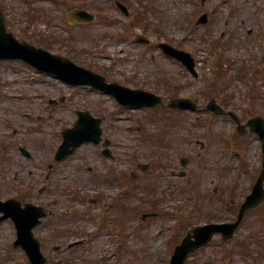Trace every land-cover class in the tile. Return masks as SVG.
Returning a JSON list of instances; mask_svg holds the SVG:
<instances>
[{"label":"rangeland","instance_id":"374dc122","mask_svg":"<svg viewBox=\"0 0 264 264\" xmlns=\"http://www.w3.org/2000/svg\"><path fill=\"white\" fill-rule=\"evenodd\" d=\"M53 1L3 0V5L7 17L19 15L24 23L30 21L42 28L46 24L45 34L50 31L61 38L72 34L76 38V52L69 50V54L111 80L162 94L165 99L175 93L191 96L201 105L215 95L227 93L233 97L232 107L239 108L242 115L244 109L252 110L253 114H264V80H259L254 94L250 91L252 87L242 80H236L225 91L218 85L216 88L210 85L215 70L213 63L220 54L218 50L236 63L231 74L237 72L235 69L239 65L238 69L246 70V73L241 72L245 78H255L250 72L264 67V0H124L131 10L130 16H126L114 0ZM49 5L53 8L49 9ZM76 6L96 12L97 20L90 24L69 22L67 13ZM205 11L209 13L208 23H197ZM131 21H134L133 25ZM228 28L231 32L220 35ZM139 32L145 33L151 43L137 41L135 37ZM218 38L221 39L220 46L216 44ZM162 40L190 51L197 60L199 76L195 78L178 60L164 54L158 47ZM54 45L63 49L65 42ZM83 49L86 50L82 52ZM53 78L39 75L29 66L19 65L17 69L9 63L0 66V144H9L13 128L21 126V130H27L29 142L35 138L37 144H42L34 162L43 155L46 160L53 144L61 142L62 130L77 119V110L88 109L96 115L106 116L104 136L115 144L117 157L111 163L117 168V175L103 179L105 159L92 145L82 147L66 163L73 166L86 159V170L89 165L99 168L93 177L80 169L64 181L87 186L95 198H99L97 193L104 191L103 198L109 202L108 206L96 204L88 209L93 215H103L105 211L107 227L104 234L97 239L90 238L83 246L58 251L53 246L61 237L54 239L48 225L40 227L36 234L46 242L42 243V248L49 257L48 264H59L60 260L75 261L76 258L81 264H109V258H117L119 263L168 264L173 250V233L180 219L188 225L209 219L234 218L239 203L250 192L261 169L263 153L256 134L238 140L234 137L235 123L231 117L213 116L204 111L176 113L182 124L170 126L166 124L167 117L160 114L167 112L164 108L156 114L148 109L125 108L99 89L74 88ZM60 95L66 99L52 104L51 98L59 99ZM39 117L43 119L39 120ZM30 126L32 130L28 128ZM36 127L39 130L36 131ZM161 135L166 139L161 141ZM231 136L235 151L230 144ZM20 137L21 134L16 135L17 139ZM14 150L8 149L5 158L0 149V180L9 186L21 174H25L24 179H30L22 167H28V171L37 170L33 163ZM32 151L35 153L34 149ZM184 156L188 157L186 165L181 163ZM145 162H151L147 171L139 167ZM180 170L186 175L172 173ZM133 173L139 174L138 179L134 178L141 188L119 184ZM85 190L82 189L83 195ZM6 191L11 190L6 187ZM76 205L87 211L79 201ZM153 211L156 212L153 216L143 218L144 214ZM262 212L264 206L259 217L256 212L249 213L231 242L224 243L216 236L212 244L198 252L189 264H203L207 259L214 260V264H264V254L258 256L255 250L257 243L250 244L253 240L250 232L258 228L262 229L264 240ZM101 222L103 220L96 223L86 216L79 225L87 230L83 235H94L92 232H96V225ZM112 227L118 231L110 234ZM183 229L181 226L178 237L184 234ZM119 231L125 245L120 251L117 250ZM78 237L80 234L72 231L64 235L66 241ZM15 238L11 221L0 223V264H30L21 248L14 247Z\"/></svg>","mask_w":264,"mask_h":264},{"label":"water","instance_id":"95a60500","mask_svg":"<svg viewBox=\"0 0 264 264\" xmlns=\"http://www.w3.org/2000/svg\"><path fill=\"white\" fill-rule=\"evenodd\" d=\"M74 17L91 21L95 15L85 10H74L72 12ZM206 17V16H204ZM0 32L5 36L11 37L10 33H6L4 26V16L0 9ZM12 38V37H11ZM13 40V39H12ZM165 51L176 55L180 58L195 74L194 59L190 53L179 50L168 43H162ZM0 53L2 55H9L11 57H21L32 64L36 65L42 70L55 72L63 78L70 80L76 84H90L113 93L118 100L126 105L131 106H154L162 102V97L152 92L143 89H134L123 86L117 82L107 83L106 78L100 74L94 73L74 62H62L58 57L53 54L47 53L34 46L18 44L9 42L5 37H2L0 44ZM62 62V63H61ZM169 105L172 107L196 108L197 104L190 98L178 97L171 98ZM208 108L217 111H222V108L212 100L208 104ZM238 121L240 118L235 112H230ZM100 119H95L88 111H81L80 118L73 128L64 131L65 139L58 150L59 158L65 157L74 149L85 141L98 142L101 137V129L99 127ZM240 123V122H239ZM93 124V125H92ZM246 125L250 126V130L257 131L263 140L264 151V119L262 117L251 118L247 124H239V131L245 133ZM264 200V158L263 168L259 174L257 183L254 185L252 192L247 196L246 200L242 203L238 219L236 222L227 223H210L206 225H193L189 228L187 235L180 245L177 246L171 264H184L186 258L191 252H194L200 247L208 244L215 233H222L223 239L232 237L237 227L241 224L246 212L261 203ZM0 210L4 211V215L0 220L8 217H13L18 228V239L15 244H22L24 246L34 264H45L46 258L40 251L39 242L34 238L32 228L39 222V217L46 215L40 209L34 206L27 205L21 207L20 203L10 199L8 201H0ZM67 264V263H65Z\"/></svg>","mask_w":264,"mask_h":264},{"label":"flooded vegetation","instance_id":"af4514ba","mask_svg":"<svg viewBox=\"0 0 264 264\" xmlns=\"http://www.w3.org/2000/svg\"><path fill=\"white\" fill-rule=\"evenodd\" d=\"M204 2H205V0H204ZM133 23L134 22H131V24H133ZM8 25L10 28L14 29L17 32L19 38L30 40L31 42H33L37 45H42L43 47L50 49L54 52L62 53L64 55L69 56L70 47L67 44L64 45L63 49H58V48H56V45H54V44L51 45L49 40L45 41L44 37L40 33H35V31L26 30L23 27H20L19 22H16L15 19L8 20ZM57 42H60V40H58ZM55 166H56L55 169L63 171V173L67 172L64 174L65 177L72 175V170L69 168V166H67L63 163H57ZM91 170H92L91 173H94L93 168H91ZM31 175H33V174H31ZM38 176H40V175H38ZM49 176H51V173L47 174V177H49ZM45 185H46V187L44 189L45 191L42 194L31 195L30 198L24 200L23 202L25 203L27 201H33V202H36V203L41 204V205H46V204H48L49 201L52 200L54 207H57L58 205H60L61 204L60 199H58V198L52 199V198H47L46 196H44L45 194H47L51 190V185H49V184H45ZM56 187H58V186H56ZM68 201L72 202V199H69ZM46 206H48V205H46ZM54 209L55 208H52L51 211H53ZM66 210L68 211V210H70V208H66Z\"/></svg>","mask_w":264,"mask_h":264},{"label":"trees","instance_id":"16d2710c","mask_svg":"<svg viewBox=\"0 0 264 264\" xmlns=\"http://www.w3.org/2000/svg\"><path fill=\"white\" fill-rule=\"evenodd\" d=\"M251 68V67H250ZM245 70V69H244ZM241 72H243V69H241ZM246 72V71H245ZM257 72H260V70H256L254 71V73H257ZM239 76L240 77H244L242 74L239 73ZM253 89H255V87H253ZM222 102H226V100L223 98ZM226 104V103H225ZM262 255L264 254V250H263V253H261ZM258 262L260 263V260H258Z\"/></svg>","mask_w":264,"mask_h":264}]
</instances>
